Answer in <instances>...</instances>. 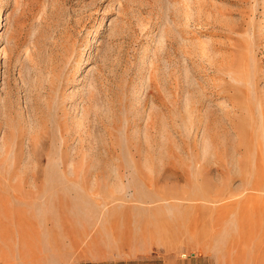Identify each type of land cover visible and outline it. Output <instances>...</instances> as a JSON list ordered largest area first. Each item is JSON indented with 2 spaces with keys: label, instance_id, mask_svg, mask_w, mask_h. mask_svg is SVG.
Returning <instances> with one entry per match:
<instances>
[{
  "label": "rangeland",
  "instance_id": "1",
  "mask_svg": "<svg viewBox=\"0 0 264 264\" xmlns=\"http://www.w3.org/2000/svg\"><path fill=\"white\" fill-rule=\"evenodd\" d=\"M7 79L47 122L0 121V264H68L124 221L264 264V0H0Z\"/></svg>",
  "mask_w": 264,
  "mask_h": 264
},
{
  "label": "crops",
  "instance_id": "2",
  "mask_svg": "<svg viewBox=\"0 0 264 264\" xmlns=\"http://www.w3.org/2000/svg\"><path fill=\"white\" fill-rule=\"evenodd\" d=\"M134 228L130 221H124L115 224L113 232L104 226L105 240L99 234L92 235L84 246L77 240L76 258L68 264H207L203 256L172 251L160 241L155 246L146 238L132 240Z\"/></svg>",
  "mask_w": 264,
  "mask_h": 264
},
{
  "label": "bare ground",
  "instance_id": "3",
  "mask_svg": "<svg viewBox=\"0 0 264 264\" xmlns=\"http://www.w3.org/2000/svg\"><path fill=\"white\" fill-rule=\"evenodd\" d=\"M7 73H9L8 70H7ZM12 85L13 84H12L11 80L7 79L6 88L0 93V95L2 94V97H3L0 99V121L7 123V122H9L10 119H12V117H14V118H17L18 122H20L21 118L24 116L25 112H30V113L32 112V115H33V112H36L37 114H40L39 112H41L40 117H37V118H39L40 123L45 124V122H47V120H46L47 119V113H45L44 110L42 109L43 108V107H41L42 101L39 99V96H41L43 94H41V92H38V93L33 92L32 96H33V98H35L34 103L36 106L35 107L36 110L33 109L34 111H31L30 106L28 104H26V107L23 108L20 104L14 105V103L10 102V98L13 94V86ZM47 96H48V94H47ZM47 107H48V105H47ZM20 124H21V122H20ZM35 139H37V137H35ZM256 189L257 190L259 189L258 186H256Z\"/></svg>",
  "mask_w": 264,
  "mask_h": 264
}]
</instances>
